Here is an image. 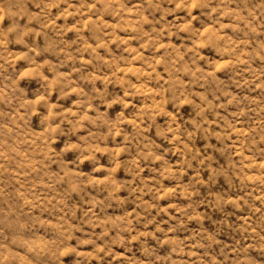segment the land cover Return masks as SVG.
I'll list each match as a JSON object with an SVG mask.
<instances>
[{"label": "rangeland", "instance_id": "rangeland-1", "mask_svg": "<svg viewBox=\"0 0 264 264\" xmlns=\"http://www.w3.org/2000/svg\"><path fill=\"white\" fill-rule=\"evenodd\" d=\"M6 215L46 264L264 236V0H0Z\"/></svg>", "mask_w": 264, "mask_h": 264}, {"label": "clouds", "instance_id": "clouds-1", "mask_svg": "<svg viewBox=\"0 0 264 264\" xmlns=\"http://www.w3.org/2000/svg\"><path fill=\"white\" fill-rule=\"evenodd\" d=\"M0 225L8 232L5 235L4 230H0V237L7 241L0 242V264H4V261H8L9 264H46L43 249H38L27 238L25 231L27 222L8 219L6 215L5 220H0ZM251 239L252 243H241L231 250L224 249L223 259L217 260L216 264H264V236L257 233L256 237ZM229 251L235 252L236 256L230 259ZM253 252L256 253L255 256Z\"/></svg>", "mask_w": 264, "mask_h": 264}]
</instances>
